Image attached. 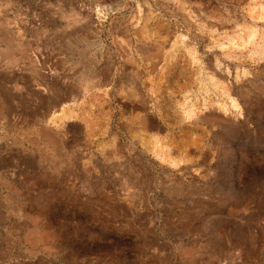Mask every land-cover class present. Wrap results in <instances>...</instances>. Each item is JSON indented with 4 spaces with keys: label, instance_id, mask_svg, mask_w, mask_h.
<instances>
[{
    "label": "rangeland",
    "instance_id": "374dc122",
    "mask_svg": "<svg viewBox=\"0 0 264 264\" xmlns=\"http://www.w3.org/2000/svg\"><path fill=\"white\" fill-rule=\"evenodd\" d=\"M0 264H264V0H0Z\"/></svg>",
    "mask_w": 264,
    "mask_h": 264
}]
</instances>
